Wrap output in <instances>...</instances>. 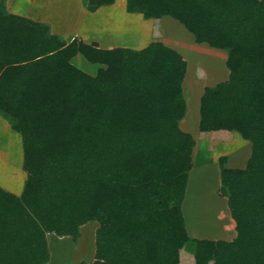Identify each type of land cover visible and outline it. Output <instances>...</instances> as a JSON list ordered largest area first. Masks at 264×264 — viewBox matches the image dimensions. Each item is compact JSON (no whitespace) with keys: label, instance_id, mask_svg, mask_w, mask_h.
<instances>
[{"label":"trees","instance_id":"1","mask_svg":"<svg viewBox=\"0 0 264 264\" xmlns=\"http://www.w3.org/2000/svg\"><path fill=\"white\" fill-rule=\"evenodd\" d=\"M89 11L114 0H82ZM126 11L177 19L196 43L226 52L227 79L205 86L198 135L236 132L243 168L217 158V195L235 235L188 234L182 211L196 140L186 60L161 41L141 49L64 39L0 0V115L21 137L23 189L0 187V264H46V235L76 243L89 222L92 262L264 264V0H125ZM82 57L91 74L73 62Z\"/></svg>","mask_w":264,"mask_h":264},{"label":"rangeland","instance_id":"2","mask_svg":"<svg viewBox=\"0 0 264 264\" xmlns=\"http://www.w3.org/2000/svg\"><path fill=\"white\" fill-rule=\"evenodd\" d=\"M116 1L120 2L121 0ZM41 4L44 5L42 9H49V7H54V5H57L59 8L61 3L58 0H2V5L7 12L21 16H35ZM64 23L68 24L67 20L62 21V26ZM126 44L133 49L139 46L134 40ZM216 51L221 50L218 49ZM224 56H219L217 53L215 54V58L211 55L195 53L193 56H188L187 59L190 65L183 83V94L187 109L186 118L182 120L180 127L193 135L196 145L192 151L193 166L188 175L187 197L185 198V202L183 201L182 211L188 234L196 238L225 240L232 238V235L222 234L224 230H234L226 204L224 208L223 204H221L223 198L218 196L216 192L219 179L217 158L225 155L227 167L243 168L250 154V143L236 132L228 133L229 135L225 140L218 139L219 134H224L221 131L198 135L197 123L200 96L197 95L200 91H203L201 89L205 86H213L224 80V78L219 80L220 78L218 79L216 75H213L214 72L220 73L222 71L228 74V69L225 66L226 58H224V66L218 60V58L222 59ZM73 62L91 74H94L98 67L97 64H91L79 56L75 57ZM192 69L193 72L190 76ZM218 75H221V73ZM190 79L193 80L194 85H190L188 91L186 83L188 84ZM188 124L192 126H188ZM14 134L17 135L16 132ZM2 137L5 138V135L3 134ZM2 143L0 153L14 166L16 162L21 160V146L17 144V141L6 138ZM18 164L15 166H18ZM10 171L9 167L4 172L5 174L1 171L0 179L6 178L8 174L13 176L15 172ZM96 226L95 222L83 225L80 229V237L76 243H73L69 238H67L68 241H59V238L57 237V240L54 236L57 241L52 240L50 248L48 247L51 254V261L48 264H76L80 261L92 262Z\"/></svg>","mask_w":264,"mask_h":264},{"label":"crops","instance_id":"3","mask_svg":"<svg viewBox=\"0 0 264 264\" xmlns=\"http://www.w3.org/2000/svg\"><path fill=\"white\" fill-rule=\"evenodd\" d=\"M58 1H60L61 3L59 8L57 5H54V7H49V9H42L44 5L41 4L40 9H38V11L35 13V16L25 15V17H28L35 21H42L47 23L49 22L51 31L60 35L64 39H71L73 37H76L77 39H80L85 43L96 42L101 48L128 47L126 43L128 42L129 44L134 40L136 44H139L136 49H141L151 41H161L164 45L176 50L184 57V59L186 60L185 75L187 74V70L190 65L187 58L188 56H193L194 53L211 55L213 58H215L216 53L219 54V56L226 55L224 50L219 49L221 51H216L218 49L212 48L206 43H196L194 41L193 35L188 32L177 19L168 15L161 16L157 20L158 32L160 34L158 36H154L152 34L154 20L151 18H143L141 13L126 11L125 0H121L120 2L114 0L112 4L99 6L94 11L87 10L82 0ZM64 20H67L68 24L64 23V25L62 26V21ZM224 58H226V56H224L222 59L218 58L223 66L225 60ZM192 72L193 69L190 72V76L192 75ZM220 73L221 75H218ZM220 73L214 72L213 75H216L218 79L220 78L219 80L223 78L224 80L227 79V72L222 71ZM183 83L184 79L182 82V90ZM190 85H194V82L191 79L188 81V84L186 83L188 91L190 89ZM202 92L203 91H200L197 96H201ZM184 118H186V114ZM188 126L192 125L188 124ZM188 126L183 127L187 128ZM14 132L15 131L11 129L7 120L0 115V146L3 145L2 142L5 138L12 139L13 141L15 140L18 142L17 144L21 146V137L17 132V135H15ZM3 134L5 135V138L2 137ZM8 161L9 160L4 157L2 153H0V174L2 172H6L8 167L11 169L10 172H15L13 176L8 174L6 178H1L0 187L15 195H20L25 179V174L21 169L22 156L21 160L19 162H16L14 166L13 164H11V162ZM17 164L18 166H15ZM186 197L187 190L185 193V198ZM222 200L223 202H221V204H223V207L225 208V199L223 198ZM222 234L232 235L233 237L235 235V231L224 230L222 231ZM54 236L55 235L51 233H48L46 235L47 245L49 248L51 246L52 240H55L56 236ZM62 240L68 241L66 237L59 238V241ZM49 261H51L50 253ZM49 261L47 262V264L50 263Z\"/></svg>","mask_w":264,"mask_h":264}]
</instances>
